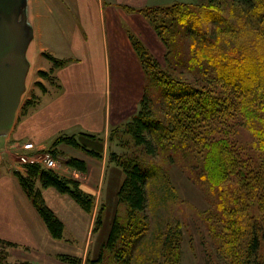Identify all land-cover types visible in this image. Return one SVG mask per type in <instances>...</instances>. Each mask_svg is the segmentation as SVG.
<instances>
[{
    "label": "trees",
    "instance_id": "trees-1",
    "mask_svg": "<svg viewBox=\"0 0 264 264\" xmlns=\"http://www.w3.org/2000/svg\"><path fill=\"white\" fill-rule=\"evenodd\" d=\"M216 1L219 0H208L200 8L171 4L141 10L166 47L165 56L170 54L171 45L179 34L182 39H188L187 59L181 65L188 79H168L160 71L162 75L158 77V82L161 96L166 101L164 122L150 116L144 95L137 113L111 132L124 129L134 146L140 147L149 156L158 154L162 140L169 141L171 147L179 144L193 150L202 146L204 155L200 175L210 187L220 192L218 207L227 219L223 221L227 235L223 236L235 240L231 235L237 236L246 227L248 242L244 259L239 264H258L256 259L264 238V0H231L240 15L243 14L237 26L221 14L223 11H220ZM236 37L240 39L237 46L232 43L236 42ZM131 39L144 74L150 68L154 70L155 59L141 42L133 37ZM250 41L257 47L250 45ZM251 47L256 49L252 51ZM43 56L51 63V74L66 63L49 54ZM37 75L44 80L49 77L46 71H38ZM35 86L46 92L42 83L36 82ZM241 129L250 134L251 153L240 146L243 145L238 139ZM61 143L83 150L93 158L100 157L99 153L79 145L74 136L65 135L53 142L54 150L50 151L53 155L57 151L55 147ZM109 163L122 173L123 180L115 191V198L118 204L126 206V215L132 220L145 211V187L152 174L144 169L137 156L122 159L111 153ZM67 165L79 172L85 171L81 160L70 159ZM24 171H15V178L51 237L62 240L64 226L45 205L40 188H53L69 196L86 213L92 210V198L75 180L63 178L38 164L26 165ZM123 229L117 217L111 221L98 258L96 261L86 260L85 264H100L103 249H108L114 257H122L126 249L123 247L121 250L117 243L124 239ZM179 236L169 227L161 236L159 264H180ZM229 242H225L226 247ZM13 246L0 239V264H25L8 261V252ZM228 247L230 250V245ZM58 258L68 264L81 263L77 257L59 255ZM119 262L126 263L124 260Z\"/></svg>",
    "mask_w": 264,
    "mask_h": 264
},
{
    "label": "crops",
    "instance_id": "crops-1",
    "mask_svg": "<svg viewBox=\"0 0 264 264\" xmlns=\"http://www.w3.org/2000/svg\"><path fill=\"white\" fill-rule=\"evenodd\" d=\"M188 2L15 0L11 35L15 51L12 61L20 67L18 98L25 91L37 95L36 104L28 113L37 117L36 122H31L27 116L16 127V115L0 143L19 149L20 140H30L36 148L44 149L61 135L74 136L79 145L100 157L93 158L63 143L55 149L81 160L84 173L91 176L97 168L95 162L102 163L106 175L110 132L137 113L144 91L145 75L131 37L152 55L163 46L141 10ZM43 54L66 63L53 71L56 85H44L46 92L39 94L33 88L36 73L51 68ZM40 190L45 205L64 226L62 240L51 237L15 176L11 172L0 173V239L14 245L9 249L8 261L68 264L58 258L66 255L85 264L94 215L53 188Z\"/></svg>",
    "mask_w": 264,
    "mask_h": 264
},
{
    "label": "rangeland",
    "instance_id": "rangeland-1",
    "mask_svg": "<svg viewBox=\"0 0 264 264\" xmlns=\"http://www.w3.org/2000/svg\"><path fill=\"white\" fill-rule=\"evenodd\" d=\"M188 1L186 5L196 8L206 5L208 2V0ZM216 3H218L220 11H223L221 14L224 17L230 19L236 26L241 23L243 14L240 15L238 8L233 6L231 0H219ZM238 36L242 39L241 35ZM238 40L240 39L236 37V42L234 40L232 43H236L237 46ZM188 44V39L185 37L182 39L179 34L176 42L171 45L168 56H165L167 49L162 44L161 50L151 54L155 59L156 68L154 70L150 68L144 74L143 96L146 97L147 106L150 109L149 114L161 122H164L166 117V101L161 96L162 89L158 77L165 73V77L168 79L184 80L187 72L181 69V65L187 59ZM250 45L257 47L252 41H250ZM255 47H251V50L254 51ZM257 52L258 50L255 51V53ZM3 61L4 56H0V64ZM46 72L49 74L48 80L39 78L36 73L37 80L33 83V88L39 94L42 91L35 86L36 82L47 87L56 85L50 69ZM181 72L184 74L182 75ZM187 79L188 77H186ZM28 95V91H25L22 98H17L14 105L12 120L17 115L18 124L16 127L22 119V122H25L24 120L27 118L31 122H36V114L29 116L28 113L36 104L38 97L34 93L30 94L25 101L28 102V105H24L23 100ZM23 108H25L24 114H22ZM11 125L12 121L8 120L6 127L1 126L0 137L8 134L9 130L6 129H10ZM2 129L5 130L2 131ZM111 137V144L107 150L108 158L111 153L117 154L122 159L137 156L144 169L152 174L145 187L147 199L145 211L142 214H137L132 220H129L126 215V206L118 204L115 198V191L122 182L123 176L114 165L109 167L110 163H106L107 174L105 175L102 172L103 164L95 162L97 168L91 176L84 172H78L67 165L68 160L75 157L65 155L64 152L57 149L55 155L51 153L57 161V167L53 172L63 178L70 177L75 180L83 192L92 198L93 205L90 213L94 215V224L88 242L90 244L86 257L88 262L96 261L98 258L110 223L116 217L124 228L122 235L124 239L119 240L117 244L121 250L124 248L126 250L122 253V257H114L108 249H103L100 264H122L119 260H124L126 262L124 264H159L161 262L160 239L168 227L174 234H180V264H239L243 261L245 246L248 242V230L244 227L237 236L228 233L232 238L235 237V240L232 239V241L229 237L228 239L223 236L227 235V230H224L225 223L223 227V221L227 219L221 215V209L218 207L221 202L220 192L210 187L200 175L204 155L201 151L202 146H196L193 150L179 144L171 147L169 141L162 140L158 154L149 156L140 147L134 146L131 137L126 134L124 129L111 132ZM238 139L243 144L240 146L251 153V137L245 129L239 131ZM28 141L30 140H20L18 142L19 149L18 147L11 148L9 143H0V173L6 171L14 175V172L20 169L17 153L22 144ZM36 149L48 152L54 150L52 146L44 149L37 147ZM98 220H100V224H97ZM225 242H229L227 247ZM260 243L256 260L258 264H264V238ZM228 245H230V250ZM225 250H228V253Z\"/></svg>",
    "mask_w": 264,
    "mask_h": 264
},
{
    "label": "water",
    "instance_id": "water-1",
    "mask_svg": "<svg viewBox=\"0 0 264 264\" xmlns=\"http://www.w3.org/2000/svg\"><path fill=\"white\" fill-rule=\"evenodd\" d=\"M15 0H0V128L12 121L13 109L20 93V67L14 61L12 31V4ZM20 53V50H19ZM5 129H2L4 131ZM1 131V129H0Z\"/></svg>",
    "mask_w": 264,
    "mask_h": 264
},
{
    "label": "built area",
    "instance_id": "built-area-1",
    "mask_svg": "<svg viewBox=\"0 0 264 264\" xmlns=\"http://www.w3.org/2000/svg\"><path fill=\"white\" fill-rule=\"evenodd\" d=\"M20 152L17 153L20 172L29 164H38L45 169L54 170L57 167V161L48 151H38L32 142L22 144ZM16 170V171H18Z\"/></svg>",
    "mask_w": 264,
    "mask_h": 264
}]
</instances>
